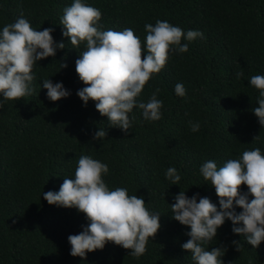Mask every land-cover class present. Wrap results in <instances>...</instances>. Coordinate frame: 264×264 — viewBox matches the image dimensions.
I'll return each mask as SVG.
<instances>
[{
	"label": "trees",
	"instance_id": "16d2710c",
	"mask_svg": "<svg viewBox=\"0 0 264 264\" xmlns=\"http://www.w3.org/2000/svg\"><path fill=\"white\" fill-rule=\"evenodd\" d=\"M0 264H264V0H0Z\"/></svg>",
	"mask_w": 264,
	"mask_h": 264
}]
</instances>
